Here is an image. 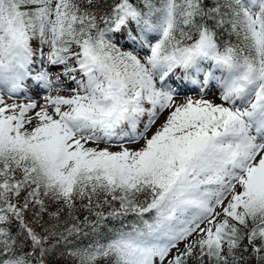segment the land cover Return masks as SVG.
<instances>
[{
	"label": "snow or ice",
	"instance_id": "1",
	"mask_svg": "<svg viewBox=\"0 0 264 264\" xmlns=\"http://www.w3.org/2000/svg\"><path fill=\"white\" fill-rule=\"evenodd\" d=\"M0 264H264V0H0Z\"/></svg>",
	"mask_w": 264,
	"mask_h": 264
},
{
	"label": "rangeland",
	"instance_id": "2",
	"mask_svg": "<svg viewBox=\"0 0 264 264\" xmlns=\"http://www.w3.org/2000/svg\"><path fill=\"white\" fill-rule=\"evenodd\" d=\"M212 98H213V97H211V96L209 97V99H212ZM8 102L11 103L12 101L9 100ZM162 120H163V117H161V121H162ZM158 123H159V122H158ZM154 130H155V129H153V131H154Z\"/></svg>",
	"mask_w": 264,
	"mask_h": 264
}]
</instances>
